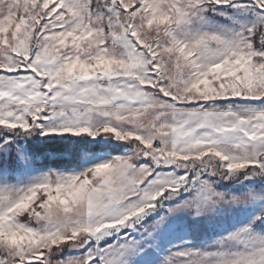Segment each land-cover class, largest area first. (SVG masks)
Instances as JSON below:
<instances>
[{"label": "snow or ice", "instance_id": "6c2138e0", "mask_svg": "<svg viewBox=\"0 0 264 264\" xmlns=\"http://www.w3.org/2000/svg\"><path fill=\"white\" fill-rule=\"evenodd\" d=\"M0 264H264V0H0Z\"/></svg>", "mask_w": 264, "mask_h": 264}]
</instances>
